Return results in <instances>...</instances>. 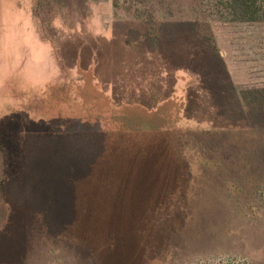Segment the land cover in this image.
<instances>
[{
	"label": "rangeland",
	"instance_id": "374dc122",
	"mask_svg": "<svg viewBox=\"0 0 264 264\" xmlns=\"http://www.w3.org/2000/svg\"><path fill=\"white\" fill-rule=\"evenodd\" d=\"M229 2L0 0V264H264V21Z\"/></svg>",
	"mask_w": 264,
	"mask_h": 264
},
{
	"label": "trees",
	"instance_id": "16d2710c",
	"mask_svg": "<svg viewBox=\"0 0 264 264\" xmlns=\"http://www.w3.org/2000/svg\"><path fill=\"white\" fill-rule=\"evenodd\" d=\"M262 2L260 0H230L226 6L231 14L230 21H264V4Z\"/></svg>",
	"mask_w": 264,
	"mask_h": 264
}]
</instances>
